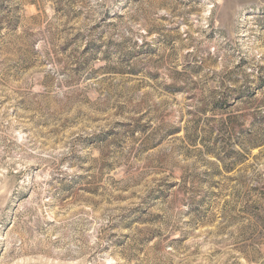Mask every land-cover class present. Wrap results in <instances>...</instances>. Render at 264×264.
<instances>
[{"label":"rangeland","instance_id":"374dc122","mask_svg":"<svg viewBox=\"0 0 264 264\" xmlns=\"http://www.w3.org/2000/svg\"><path fill=\"white\" fill-rule=\"evenodd\" d=\"M0 264H264V0H0Z\"/></svg>","mask_w":264,"mask_h":264}]
</instances>
